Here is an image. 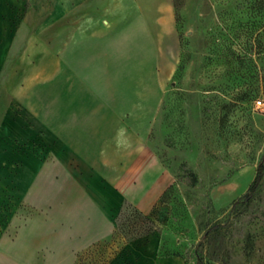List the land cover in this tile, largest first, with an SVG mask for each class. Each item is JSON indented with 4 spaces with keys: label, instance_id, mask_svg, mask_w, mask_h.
I'll return each instance as SVG.
<instances>
[{
    "label": "rangeland",
    "instance_id": "1",
    "mask_svg": "<svg viewBox=\"0 0 264 264\" xmlns=\"http://www.w3.org/2000/svg\"><path fill=\"white\" fill-rule=\"evenodd\" d=\"M172 2L178 61L148 135L172 183L149 213L124 201L105 215L69 180L38 185L45 145L25 134L22 105L24 94L37 102L38 55L20 58L37 22L11 30L18 45L0 59V264H156L172 255L264 264V173L243 198L264 160L256 104L264 103V0Z\"/></svg>",
    "mask_w": 264,
    "mask_h": 264
},
{
    "label": "crops",
    "instance_id": "2",
    "mask_svg": "<svg viewBox=\"0 0 264 264\" xmlns=\"http://www.w3.org/2000/svg\"><path fill=\"white\" fill-rule=\"evenodd\" d=\"M32 20L38 37L20 58L38 55L37 102L22 99L25 134L45 145L38 185L69 180L105 215L124 201L149 213L172 183L148 138L178 61L172 0H0V59Z\"/></svg>",
    "mask_w": 264,
    "mask_h": 264
},
{
    "label": "trees",
    "instance_id": "3",
    "mask_svg": "<svg viewBox=\"0 0 264 264\" xmlns=\"http://www.w3.org/2000/svg\"><path fill=\"white\" fill-rule=\"evenodd\" d=\"M264 173V160H261L257 167L254 178L252 179L250 185L247 188V192L244 194V200H249L258 190L259 184L263 178Z\"/></svg>",
    "mask_w": 264,
    "mask_h": 264
},
{
    "label": "built area",
    "instance_id": "4",
    "mask_svg": "<svg viewBox=\"0 0 264 264\" xmlns=\"http://www.w3.org/2000/svg\"><path fill=\"white\" fill-rule=\"evenodd\" d=\"M256 104H257V106H260V107L264 106V103L259 99L256 100Z\"/></svg>",
    "mask_w": 264,
    "mask_h": 264
}]
</instances>
